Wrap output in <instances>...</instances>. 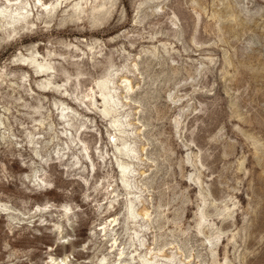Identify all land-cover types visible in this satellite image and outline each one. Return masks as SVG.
<instances>
[{
  "label": "rangeland",
  "instance_id": "1",
  "mask_svg": "<svg viewBox=\"0 0 264 264\" xmlns=\"http://www.w3.org/2000/svg\"><path fill=\"white\" fill-rule=\"evenodd\" d=\"M62 260L264 264V0H0V264Z\"/></svg>",
  "mask_w": 264,
  "mask_h": 264
},
{
  "label": "bare ground",
  "instance_id": "2",
  "mask_svg": "<svg viewBox=\"0 0 264 264\" xmlns=\"http://www.w3.org/2000/svg\"><path fill=\"white\" fill-rule=\"evenodd\" d=\"M28 58V57H27ZM27 58H25V57H23V64H24V66L26 65H28L29 67H32V68H35V66H34V64H36V61L35 60H33V63H28V60L29 59H27ZM31 58V57H30ZM35 59V58H34ZM31 61V60H30ZM38 67V69H36V75L38 76V77H46V76H48V74H49V70L51 69L50 68V66H43V65H38L37 66ZM45 84H47L48 86L49 85H51V83H50V81L48 80V79H46L45 80V82H44ZM106 113H107V111H106ZM108 115V114H107ZM106 115V116H107ZM119 168L121 169L120 170V173H121V175L122 176H125V173H126V171H125V165L124 164H120V166H119ZM64 260H62V261H60V263L62 264H64ZM54 263L55 264H59V261H54Z\"/></svg>",
  "mask_w": 264,
  "mask_h": 264
}]
</instances>
